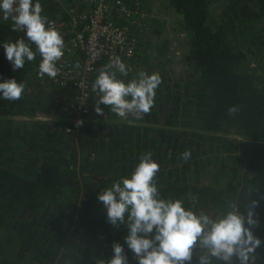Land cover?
<instances>
[{
  "label": "trees",
  "instance_id": "obj_1",
  "mask_svg": "<svg viewBox=\"0 0 264 264\" xmlns=\"http://www.w3.org/2000/svg\"><path fill=\"white\" fill-rule=\"evenodd\" d=\"M39 2L68 59L80 58L73 40L87 25L77 17L90 12L85 0ZM122 2L132 16L114 8L109 20L135 40L132 66L159 73L162 83L150 114L124 120L107 105L103 119L89 116L80 126L64 112L72 87L39 78V54L13 70L3 42L26 36L0 12V82L25 84L19 100L0 92V264H97L112 258L115 242L128 264H139L125 243L129 228L107 221L98 195L130 175L146 152L160 165L163 198H183L190 207L188 195H197L196 210L210 215L222 213L229 199L242 209L259 201L253 232L262 242L257 264H264V0ZM170 25L184 37L177 61L167 56L170 42H160ZM232 105L239 111L229 116ZM185 150L187 162L180 158ZM198 253L185 264H197Z\"/></svg>",
  "mask_w": 264,
  "mask_h": 264
},
{
  "label": "clouds",
  "instance_id": "obj_2",
  "mask_svg": "<svg viewBox=\"0 0 264 264\" xmlns=\"http://www.w3.org/2000/svg\"><path fill=\"white\" fill-rule=\"evenodd\" d=\"M42 11L39 0L35 3L33 0H0L3 20L10 19L11 30L26 36V39L4 41L3 48L14 71L23 68L26 60L34 61L39 54V75L55 79L65 42L55 23L42 15ZM130 60H125L128 62L125 64L119 57L110 58L99 68L92 84V91L99 96L95 102L97 114H103L100 104L111 106L110 111L124 120L150 114L162 78L157 72L149 74L140 70L135 78L122 79L135 68ZM24 89L25 84L15 78L0 82V92L6 100L21 99ZM238 111L237 105L227 109L229 116ZM76 123L80 126L83 121ZM190 157V150L180 154L185 162ZM159 170L160 165L152 153H143L130 175L121 176L98 195L107 209V221L115 227L123 224L129 228L125 243L139 264H185L192 261L195 249H199L197 264H257L260 258L257 249L262 242L253 228L259 226V220L254 218L259 201L246 202L242 209L237 200L229 199L225 210L215 215L197 211V195H188L190 207L185 206L183 198L161 196L156 183ZM253 190L250 189L248 195ZM97 264H128L123 245L115 242L112 258H100Z\"/></svg>",
  "mask_w": 264,
  "mask_h": 264
},
{
  "label": "built area",
  "instance_id": "obj_3",
  "mask_svg": "<svg viewBox=\"0 0 264 264\" xmlns=\"http://www.w3.org/2000/svg\"><path fill=\"white\" fill-rule=\"evenodd\" d=\"M85 1L90 12L77 17L87 22V25L81 31L75 32L73 40V47L81 53V57L68 59L69 53L64 49L63 57L57 62L60 71L55 79L47 75L41 77L39 71L37 73L44 81L72 87L74 101L64 107V112L77 121L91 116L95 110V102L99 96L92 91V75L103 67L101 62L105 59L109 62L110 58L115 57L124 62L136 57L138 52L135 40L128 36L127 31L109 20V13L114 8L128 18L132 16L122 0Z\"/></svg>",
  "mask_w": 264,
  "mask_h": 264
},
{
  "label": "rangeland",
  "instance_id": "obj_4",
  "mask_svg": "<svg viewBox=\"0 0 264 264\" xmlns=\"http://www.w3.org/2000/svg\"><path fill=\"white\" fill-rule=\"evenodd\" d=\"M156 6H157V4H155V5L152 7V12H154V10L156 9ZM218 6H219L220 8H222V3H221V2H218ZM169 27H170L171 30L166 29L165 33H163V37H162V39H160V42H162L163 40H164V41L167 40L168 42H170V49H169L170 51H169V53L167 54V56H168L169 58H171V59H169V60L177 61V59H175V58H176V55H177V54H180V51H179L180 49H179V48L182 46V43H183V41H184V37L181 36L178 32H177L178 34H175V32H174V30L172 29L171 25H170ZM153 40H154V43H158V42H159V39L156 38L155 36H153ZM155 63H158V61L155 60V61L153 62V64L155 65ZM160 63H161L162 65H163V64L165 65V61H164V59L161 60ZM138 72H139V71H138L137 69L134 68L132 72L129 71L127 77H121V78H122V79H125L126 81H127V80H130V79H132V78H135ZM133 75H135V76H133ZM106 106H107V105H104V106L101 105V106H100V107L103 109V114H102V115H101V114H97L96 111L94 110L92 116H90V117L87 119V121H90L92 117H95V119H97V120H99L100 118L103 119V117L105 116V113H106ZM107 120H108V122L111 121V120H109V119H107Z\"/></svg>",
  "mask_w": 264,
  "mask_h": 264
}]
</instances>
